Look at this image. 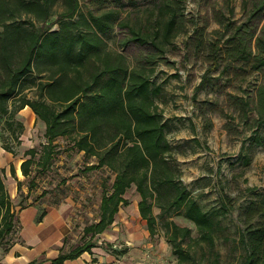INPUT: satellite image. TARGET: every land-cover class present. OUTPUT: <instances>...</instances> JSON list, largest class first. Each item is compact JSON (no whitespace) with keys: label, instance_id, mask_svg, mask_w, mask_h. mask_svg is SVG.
Here are the masks:
<instances>
[{"label":"trees","instance_id":"1","mask_svg":"<svg viewBox=\"0 0 264 264\" xmlns=\"http://www.w3.org/2000/svg\"><path fill=\"white\" fill-rule=\"evenodd\" d=\"M97 2L105 4V0ZM181 2L184 0L161 4L163 14H170L161 30L126 25L123 44L150 50L131 67L126 56L111 51L104 39L121 23L116 9L84 13L80 0H0V113L12 117L28 106L46 125L42 154L36 161V151H27L30 158L21 164L23 175L30 176L33 164L47 167L61 137L70 139L77 152L96 159L88 170L108 168L114 174L111 189L102 194L99 220L84 228V235L91 238L51 264L91 251L96 246L92 238L106 231L119 208L129 204L125 194L133 185L151 236L161 226L179 263L192 260L193 255L185 245L191 229L179 225L174 219L177 216L195 224L198 239L215 250L216 235L223 230L221 217L229 210L226 202L205 210L184 182L175 148L167 137L168 120L157 103L164 88L152 79L157 61L164 58L160 41L169 43L184 26ZM224 16L216 18L219 37L207 43L209 65L197 90L205 86L208 75L223 59L228 64L250 63L256 71L264 68V0H254L239 24ZM55 24L58 28L52 29ZM204 42L203 37L199 47ZM27 89L34 90V97L25 93ZM251 110L264 123V85L258 87ZM254 139L264 145L260 135ZM4 172L0 171V244L15 226ZM11 172L15 175L13 166ZM245 213L239 238L244 252L236 264H264V204L248 207Z\"/></svg>","mask_w":264,"mask_h":264},{"label":"rangeland","instance_id":"2","mask_svg":"<svg viewBox=\"0 0 264 264\" xmlns=\"http://www.w3.org/2000/svg\"><path fill=\"white\" fill-rule=\"evenodd\" d=\"M97 1L80 0L81 10L119 12L121 23L104 39L111 51L124 54L134 67L150 50L123 44L126 25L161 30L170 14H163L164 9L159 8L170 0H105L104 5L95 4ZM253 1L184 0L182 31L169 43L160 41L164 49L160 55L164 58L157 61L152 79L164 88L157 103L168 120L167 137L175 148L182 178L205 210L220 207L223 202L229 210L221 217L223 230L216 235L214 251L198 239L195 224L175 217L179 225L191 229V238L185 245L193 258L179 263L173 255L172 264H236L244 252L239 238L245 226V212L248 207L264 204V145L254 139L257 134L264 138V123L258 122L256 112L251 110L258 87L264 85V68L256 71L250 63L228 64L223 59L208 75L205 86L196 89L209 65L207 43L219 37L215 33L219 29L216 18L225 15L227 20L239 24L248 16ZM57 28L55 24L52 29ZM203 37L204 45L199 47ZM33 89L25 93L34 97ZM45 130V123L28 106L12 117L0 113V171L5 170L4 183L9 193L18 188L22 206L29 199L46 204L71 202L72 248L86 241L84 228L99 216L103 191L111 189L114 174L108 168L88 170L96 159L77 152L70 139L61 137L55 142L56 152L50 164L47 167L33 164L30 176L23 177L19 170L22 162L30 158L27 151H36V161L42 154L47 143ZM138 195L133 185L125 197L133 201ZM155 211L159 213V209ZM156 235L164 236L161 226Z\"/></svg>","mask_w":264,"mask_h":264},{"label":"crops","instance_id":"3","mask_svg":"<svg viewBox=\"0 0 264 264\" xmlns=\"http://www.w3.org/2000/svg\"><path fill=\"white\" fill-rule=\"evenodd\" d=\"M18 179L21 181L22 177ZM9 194L15 226L0 244V264H51L62 253L78 246L71 248L69 240L73 224L71 202L46 204L29 199V203L22 206L17 187ZM139 201L138 195L119 208L113 224L92 238L96 246L91 251L60 264H172L169 243L164 236H151L140 214ZM98 220L99 216L93 222Z\"/></svg>","mask_w":264,"mask_h":264}]
</instances>
